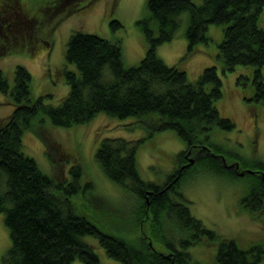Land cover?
Listing matches in <instances>:
<instances>
[{"label":"trees","instance_id":"1","mask_svg":"<svg viewBox=\"0 0 264 264\" xmlns=\"http://www.w3.org/2000/svg\"><path fill=\"white\" fill-rule=\"evenodd\" d=\"M94 1L88 0L82 7ZM72 2L75 0H0V53L8 44L37 43L36 32L44 33L45 22L52 33L57 24L75 14L78 8L73 10ZM147 9V17L137 25L149 45L136 67L126 65L121 40L81 32L72 35L66 61L75 70L65 74L69 92L58 106L33 97L32 76L24 67L15 71L14 85L0 70V92L16 107L7 122L0 121V215H4L11 240L1 264H73L76 260L102 264L86 237L97 239L107 255L122 264H202L187 250L204 239L218 247L215 264L264 261L261 247L241 249L235 241L222 239L206 228L193 217L179 190L184 172L196 165L221 176H235L232 171L249 173L240 163L227 164L224 154L210 142L214 127L224 131L235 128L215 104L223 98L218 69L206 68L193 83L185 70L166 65L157 54L160 45L175 38L185 13L189 14L185 34L189 54L198 45L211 42V25L224 26L218 51L223 72H233L239 66L255 68L253 99L264 103V29L259 26L264 0H148ZM116 26L121 24L114 21L112 27ZM14 30L18 39H12ZM101 113L119 120L136 119L139 127L148 130L149 138L174 131L187 145L178 155L181 166L159 186L140 175L137 150L147 139L101 141L96 151L100 169L139 203L132 228L120 230V235L101 229L84 215L88 211H78V202L85 198L84 203H90L92 195L91 183L84 182L83 166L73 165L64 179L52 177L24 152L25 131L35 133L50 150L58 143L52 129L86 124ZM195 149V159L189 158ZM252 170V188L241 204L254 217L264 215L260 173L264 165ZM147 225L149 235L145 233ZM167 225L174 234L165 232ZM154 242L163 244L168 253L156 250Z\"/></svg>","mask_w":264,"mask_h":264},{"label":"rangeland","instance_id":"2","mask_svg":"<svg viewBox=\"0 0 264 264\" xmlns=\"http://www.w3.org/2000/svg\"><path fill=\"white\" fill-rule=\"evenodd\" d=\"M87 1L72 2L73 10L78 8V11L57 24L52 33L45 22L47 28H43L44 33L41 30L36 32V42L39 40L37 43L32 41L24 45L19 42L17 46H4V51L0 53V70L11 85H14L15 71L22 66L32 76L33 97H43L46 104L58 106L69 92L65 74L75 70L66 61V51L70 38L76 32L98 35L110 41L121 40L126 65L136 67L141 63L149 44L137 22L147 17L148 0H95L89 6L82 7ZM69 7L70 4L67 9ZM114 21H118L121 27H112ZM188 23L189 14L185 13L181 16V27L175 38L160 45L157 54L166 65L185 70L193 83L198 81L206 68L218 69L223 83V98L215 104L221 116L231 119L235 128L224 131L214 127L210 142L224 154L227 164L240 163L241 169L253 174L255 171L252 169L264 165V103L253 99L255 68L239 66L233 72H223L218 51L224 39V26L211 25L208 32L211 42L198 45L189 54L185 37ZM259 26L264 29V12ZM12 32V39L14 36L16 38V30ZM15 108L11 98L0 92V121L7 122ZM136 121L133 118L119 120L101 113L86 124L52 129L58 143L50 150L35 133L28 130L22 137L24 152L35 159L45 174L52 177L64 179V175L69 176L68 172L73 165L83 166L84 182L91 183L93 191L89 195L90 203H84L85 198L78 202V211H88L84 215L101 229L120 235V230L132 228L139 203L135 195L113 183L100 169L96 151L101 141L106 138L133 142L147 139L137 150L140 175L144 181L159 186L165 185L181 166L178 155L187 148L176 132H159L149 138L148 130L139 127ZM195 154H198L196 149L188 157L195 159ZM232 172L235 176H221L197 165L186 170L179 182L185 205L193 217L202 221L206 228L220 238L233 240L244 250L252 247L264 249V215L253 217L241 204L251 191L252 176L249 173L240 176ZM260 173L263 177L264 172ZM165 232L174 234L169 225ZM145 233L149 235L148 225L145 226ZM122 235L131 237L125 232ZM84 240L93 247L102 264H122L110 258L97 239L86 237ZM10 246V234L4 215H0V264ZM154 247L162 253H168V249L159 242H154ZM215 247L204 239L187 252L194 261L215 264L213 257L218 249ZM73 264L82 263L76 260ZM259 264H264V261Z\"/></svg>","mask_w":264,"mask_h":264},{"label":"water","instance_id":"3","mask_svg":"<svg viewBox=\"0 0 264 264\" xmlns=\"http://www.w3.org/2000/svg\"><path fill=\"white\" fill-rule=\"evenodd\" d=\"M193 163V160L191 159V164ZM240 176H244V173H240ZM263 180H264V174H263Z\"/></svg>","mask_w":264,"mask_h":264},{"label":"flooded vegetation","instance_id":"4","mask_svg":"<svg viewBox=\"0 0 264 264\" xmlns=\"http://www.w3.org/2000/svg\"><path fill=\"white\" fill-rule=\"evenodd\" d=\"M190 160H191V159H190ZM237 175H240V174L237 173Z\"/></svg>","mask_w":264,"mask_h":264}]
</instances>
